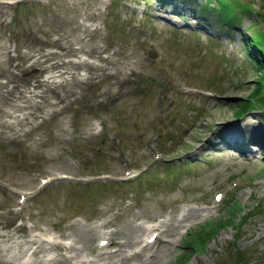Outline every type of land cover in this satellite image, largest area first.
<instances>
[{
	"label": "rangeland",
	"instance_id": "374dc122",
	"mask_svg": "<svg viewBox=\"0 0 264 264\" xmlns=\"http://www.w3.org/2000/svg\"><path fill=\"white\" fill-rule=\"evenodd\" d=\"M217 1L233 3L0 0V264H34L29 240L62 233L93 254L193 209L143 264H264V111L239 112L257 77L247 101L264 97L243 39L264 0L234 17Z\"/></svg>",
	"mask_w": 264,
	"mask_h": 264
},
{
	"label": "bare ground",
	"instance_id": "6f19581e",
	"mask_svg": "<svg viewBox=\"0 0 264 264\" xmlns=\"http://www.w3.org/2000/svg\"><path fill=\"white\" fill-rule=\"evenodd\" d=\"M81 63L84 66V70H86V67L92 66V64L84 60L73 62L74 65H79ZM62 73L63 72H60L58 75ZM76 76H79V74L76 73ZM47 77H53V75H48ZM118 94L119 90L111 93L110 96L114 98ZM204 211V209H193L191 212L184 214L180 219L176 220L175 224L166 223V220H161L151 228L145 225H136L130 231L120 232L118 235H115V231H111L106 234L108 237L101 238V240L106 239L104 248L93 254L87 252L86 243L79 241L75 233L72 235L62 233L63 238L65 237L64 240H66L64 242L58 241L52 237H41L40 240L31 239L28 242L30 243L28 251L30 250L31 255L35 257L33 261L34 264H56L58 262L57 257L46 256L48 248L56 249L60 258L68 264H143L147 259H151L152 261L161 260L169 251V247L174 244V232L177 231L180 226L190 223ZM170 219L171 218L168 220ZM40 231L44 233L43 230ZM145 231L150 232L146 236L147 239L153 234H156V239H160L159 234H164V238H162L164 246L153 249L152 244L142 237ZM40 234L43 235L42 233ZM110 245L115 248L113 251L107 249V246Z\"/></svg>",
	"mask_w": 264,
	"mask_h": 264
},
{
	"label": "trees",
	"instance_id": "16d2710c",
	"mask_svg": "<svg viewBox=\"0 0 264 264\" xmlns=\"http://www.w3.org/2000/svg\"><path fill=\"white\" fill-rule=\"evenodd\" d=\"M239 3H241V0H233L232 4H229V3L223 4V3L217 1V3L214 4V5H216L215 8L223 16L234 17V16H236L235 8L239 5ZM217 17H218V20L221 19L222 21H224V19H225V17H221L220 18L218 15H217ZM262 22H264V20H262ZM243 38H244L246 43L248 42V47L247 48H248L249 59L252 61V63L254 65L258 66L261 70H264V28L263 29H257L255 31V33H254V35H253L251 40L249 39L250 37H248L247 35H244ZM262 87H263V82H261L259 80V78L257 77V79L255 80V85H254L253 89L251 90V93H250L249 96H257L258 93H259V90ZM249 96L247 97V99H245V101H243L239 105V112H244V111L248 112L252 108L264 111V107L263 108L261 107V105L264 104L263 103L264 102V97L263 98H259V100L262 101V102L261 103L259 102L260 107H256V106H253L254 105L253 102L247 101L249 99ZM205 232L206 231L203 230L202 233H205ZM192 236H193V234H191V237ZM201 237H202V235L199 234L198 231H197L195 233V236L192 237V240L195 241V242H202L203 239H201Z\"/></svg>",
	"mask_w": 264,
	"mask_h": 264
},
{
	"label": "water",
	"instance_id": "95a60500",
	"mask_svg": "<svg viewBox=\"0 0 264 264\" xmlns=\"http://www.w3.org/2000/svg\"><path fill=\"white\" fill-rule=\"evenodd\" d=\"M150 53H151L152 57H154L156 55V52L154 50H151Z\"/></svg>",
	"mask_w": 264,
	"mask_h": 264
}]
</instances>
